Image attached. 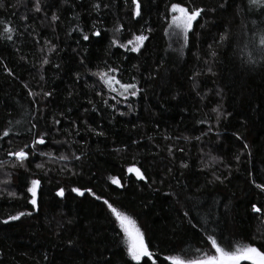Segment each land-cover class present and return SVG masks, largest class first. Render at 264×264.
<instances>
[{"label": "trees", "instance_id": "1", "mask_svg": "<svg viewBox=\"0 0 264 264\" xmlns=\"http://www.w3.org/2000/svg\"><path fill=\"white\" fill-rule=\"evenodd\" d=\"M176 2L187 0H140L141 16L134 17L132 0H41L40 12L35 0H4L0 33L6 24L15 31L12 40L0 35V132L12 129L0 140V161L6 162L0 165V264H172L166 257L195 259L197 249L211 254L206 236L212 234L230 241L229 250L254 243L264 251V211L252 210L253 204L264 209V191L252 182L264 183V13L247 0H228L223 8L217 5L224 0H191L216 11L194 23L185 43L170 27L168 8ZM77 25L88 41L73 31ZM93 25L99 37L91 34ZM118 25L124 26L119 33ZM141 30L148 39L140 53L111 46L113 37L125 43ZM225 32L229 39L220 43ZM45 41L56 50L48 52ZM44 56L49 63L41 68ZM109 67L121 69L122 82L135 77L142 92L126 102L109 92L92 75ZM29 88L41 96H30ZM42 90L53 94L43 97ZM97 92L117 108L103 104ZM218 106L227 114L219 121ZM31 123L48 134L47 142L21 167L7 151L31 143ZM133 165L148 179L129 173ZM32 179L41 180L37 206L29 203ZM61 187L63 197L56 194ZM72 188H90L132 217L155 260H132L103 200ZM18 212L31 215L4 222Z\"/></svg>", "mask_w": 264, "mask_h": 264}, {"label": "snow or ice", "instance_id": "2", "mask_svg": "<svg viewBox=\"0 0 264 264\" xmlns=\"http://www.w3.org/2000/svg\"><path fill=\"white\" fill-rule=\"evenodd\" d=\"M62 2H65V0H62ZM228 3V0H224V3H221L217 5L219 8H223L225 4ZM132 4L134 5L133 9V15L134 17H140L141 16V3L140 0H132ZM247 4L250 5L252 8H260L262 13H264V0H247ZM5 6L4 0H0V8H3ZM105 7H108V5H105ZM94 8L96 11H100V4L97 3L94 5ZM34 10L36 12L42 11L41 6V0H35L34 4ZM251 10V8L249 9ZM214 12L216 11L215 8H206L204 6H196L195 4L191 3V0H187V3L185 2H176L171 3L170 7L168 8V12L170 15V27L175 29L179 35L183 37V40L185 43H187L188 40V34L190 31L193 30L194 22L198 21V18H202L204 15H206L208 12ZM166 19L168 17H165ZM24 19H27L26 17ZM59 20V16L53 12L51 15V21L56 22ZM0 23H3V21H0ZM255 23V21H253ZM201 27L203 25H200ZM123 25H118L114 31L119 33L123 29ZM15 29L11 26V24H6L3 30V33H0V35L5 36L6 39L12 40L13 39V32ZM73 31H79L82 34V39L85 41H88L90 39L89 35L84 32L82 28H80L79 25H77ZM148 31H151V29H148ZM93 36L99 37L101 35V32L98 28H96L95 25H93L92 33ZM148 39V36L144 35L143 30H141L140 34H132V38L128 39L125 43H121L118 39L113 37L111 40V46L116 47L119 46L120 48H124L129 52H135L140 53L141 49L144 47V42ZM228 34L227 32L222 33L220 35V43L225 42L228 40ZM46 45H50L47 47L48 52H53L56 50V45L51 44L49 41H45ZM259 45L261 46V52H262V59H264V32L259 34ZM212 46L209 45V48ZM41 52L44 51L43 48L40 49ZM211 55L215 56L216 53L213 51ZM249 63H254L250 57ZM49 63V59L47 56H44L41 61V68L45 64ZM56 67H59L57 65ZM133 67H137L136 65H133ZM6 71L9 72L10 75H13L11 69L5 68ZM121 72L120 68H111L109 67L107 71L104 70H98L96 72H93L92 75L99 78V81L103 84L105 88L109 90V92L117 93L119 97L123 98V101H127L128 97H136L141 92L142 89L139 87V82L136 81L135 77H132L133 82H122V78L119 77V74ZM208 72H212V68H208ZM196 75H199L198 73L194 74V77ZM80 76L77 74V79H79ZM43 79V77H41ZM25 88H28L27 83L24 84ZM28 94L30 96L38 97L41 96V93L33 92L30 88L28 90ZM43 97H51L52 92H43ZM71 95V93H69ZM96 95L102 97V103L107 105L109 108L116 109L117 104H109L108 100L103 99V93L97 92ZM112 100H117V96H112ZM88 103L92 105V110L96 111V105L89 100ZM129 108L131 109V105H129ZM134 111V109H131ZM71 111V109H69ZM85 112L88 111V109H84ZM213 111L216 113L217 121L221 118V116H225L227 114L223 113L219 106L217 108H214ZM121 115H125V113L121 112ZM61 116L64 114L61 113ZM53 124H60V120L53 118ZM19 123V121H17ZM87 124V121L84 122ZM73 127H76L75 122L73 121ZM90 130L98 136L104 135L103 132H98L95 129H91V126L89 125ZM12 129L9 127L3 132H0V140H2L4 137H8ZM28 132L33 133V138L31 140L30 144H25L23 147L19 148L15 151H7V156L9 157H15V162L18 163L21 167L24 166V162L29 159L30 153L32 156H35L36 149L38 145H45L46 144V137L47 133L45 132H39L37 130V124L31 123L30 127L27 129ZM79 129L77 128V132ZM209 131H212L211 128H209ZM187 139V137H185ZM196 139H199L197 137ZM11 143V141H9ZM59 143V142H57ZM244 148L248 149L249 146L247 143L244 144ZM25 149H28L26 151ZM119 151V149H118ZM180 152H183V149H179ZM169 152L171 154V149H169ZM249 151V155H250ZM42 156H48L49 159L54 160H68L69 157L65 155H60L58 157H53L52 153H40ZM73 159L79 160L80 157L73 156ZM215 159V158H213ZM235 159L237 161L240 160V156H235ZM6 163L5 161H0V165H3ZM36 167L38 169H43V164H37ZM182 168H187L188 165L186 162H181ZM63 171V169H61ZM171 171V169H169ZM129 173H134L139 179L141 180H147L148 178L144 175V173L141 171L139 167H136L135 165L129 167L128 169ZM216 181H219L220 183H223L221 178L219 176L215 177ZM253 184H255V187L260 189L261 191H264V183H256L255 180L252 181ZM5 183H7L5 181ZM113 183H118L117 180H113ZM41 180L40 179H32L30 182V186L27 188V192L31 194V200L29 203L33 206H37V190L40 188ZM71 191L78 193L79 195L83 196L85 194V191L90 193L92 196L96 197L97 200H103V203L107 206V208L111 211V213L115 216L116 220L119 222L120 229H122L125 237H126V243L128 245V254L131 256L132 260L135 261H141L145 257L153 258L154 254L149 250L148 244L145 241V235L144 232L141 231L139 226L136 224V221L132 219V217L128 216L126 213L120 212L116 207H114L111 203L108 202V200L104 199L102 196H96V193L92 191V189H85L81 190L80 188H72ZM58 196L63 197L65 195V189L64 188H58L57 193ZM9 196L16 197L17 193L15 192H9ZM252 210L256 213H261L264 211L261 207H258L256 204L252 205ZM184 216L187 218L189 213L185 211ZM30 212H18L16 215H9L7 217V220L4 221L7 223L8 221H15L19 220L23 216H30ZM191 222V221H190ZM203 230V229H202ZM207 241L210 243V248L214 251L209 254L208 252H201L200 249H197L196 251L200 253L198 258L195 259H182L180 256H168L166 257L167 260L172 261V264H241V261H251L252 264H264V251L261 250L260 247H257L254 243H249L241 246L239 243H237L234 246L233 250H229L232 248V244L230 241H225L224 238L221 236L220 242L217 240L216 234L207 235L206 236ZM67 243L69 245L74 244L75 242L73 240H68ZM222 244H228V247L222 246ZM264 247V246H262ZM47 257H45L46 259ZM147 264V262H145Z\"/></svg>", "mask_w": 264, "mask_h": 264}, {"label": "rangeland", "instance_id": "3", "mask_svg": "<svg viewBox=\"0 0 264 264\" xmlns=\"http://www.w3.org/2000/svg\"><path fill=\"white\" fill-rule=\"evenodd\" d=\"M176 35H179V34L176 32ZM174 40H175V39H174ZM175 41H176V40H175ZM128 216H129V215H128ZM132 219H133V218H132ZM133 220H134V219H133ZM136 224H137V223H136ZM152 259H153V260H155V258H154V257H153Z\"/></svg>", "mask_w": 264, "mask_h": 264}, {"label": "water", "instance_id": "4", "mask_svg": "<svg viewBox=\"0 0 264 264\" xmlns=\"http://www.w3.org/2000/svg\"><path fill=\"white\" fill-rule=\"evenodd\" d=\"M199 19V18H198ZM195 23V22H194Z\"/></svg>", "mask_w": 264, "mask_h": 264}]
</instances>
